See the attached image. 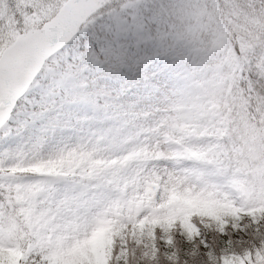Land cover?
Returning a JSON list of instances; mask_svg holds the SVG:
<instances>
[{
	"label": "snow or ice",
	"instance_id": "1",
	"mask_svg": "<svg viewBox=\"0 0 264 264\" xmlns=\"http://www.w3.org/2000/svg\"><path fill=\"white\" fill-rule=\"evenodd\" d=\"M0 264H264V0H0Z\"/></svg>",
	"mask_w": 264,
	"mask_h": 264
},
{
	"label": "trees",
	"instance_id": "2",
	"mask_svg": "<svg viewBox=\"0 0 264 264\" xmlns=\"http://www.w3.org/2000/svg\"><path fill=\"white\" fill-rule=\"evenodd\" d=\"M8 2L9 4H14V0H8ZM210 210H211L210 206L205 204H199V203L188 204L185 207L184 212H182L178 218L181 220L182 226L186 230L190 231L192 229V225L188 222L190 219V214L195 212V213H199L200 215H203L206 212H209ZM173 218L175 217H169L167 222H171Z\"/></svg>",
	"mask_w": 264,
	"mask_h": 264
}]
</instances>
